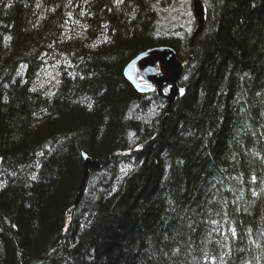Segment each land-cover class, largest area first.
Listing matches in <instances>:
<instances>
[{
  "label": "trees",
  "instance_id": "16d2710c",
  "mask_svg": "<svg viewBox=\"0 0 264 264\" xmlns=\"http://www.w3.org/2000/svg\"><path fill=\"white\" fill-rule=\"evenodd\" d=\"M161 2L0 0V264H264V0L178 39ZM165 46L194 50L168 118L124 71Z\"/></svg>",
  "mask_w": 264,
  "mask_h": 264
},
{
  "label": "water",
  "instance_id": "95a60500",
  "mask_svg": "<svg viewBox=\"0 0 264 264\" xmlns=\"http://www.w3.org/2000/svg\"><path fill=\"white\" fill-rule=\"evenodd\" d=\"M193 1V10H194V15L195 19L198 23V27L195 31L194 37L199 35L202 30L204 29L205 26V11H206V6L203 2V0H192ZM194 55V50L192 49V54L190 55V58L184 61H181L178 57L177 51L172 48V47H159L155 49H151L149 51H146L137 57L126 67L125 71V76L129 82H131L135 88L137 89L138 92L142 94H147L151 91L152 87L151 85L157 86V90L159 95L162 94L163 88L166 85H171L169 92L165 95L162 94L168 101L169 106L167 110V116L171 113V110L179 96V93H181V88H180V81L182 79L184 69L185 67L188 66L190 63L191 59L193 58ZM137 72H139L140 76L139 78L137 77ZM143 81V82H141ZM166 118H164L166 120ZM151 143V141H150ZM146 144H143L141 147H139V150L143 149ZM133 151H129L127 153H122V152H117L115 153L110 162L117 156L124 154V155H130L132 154ZM2 159L0 158V167L2 165ZM109 162V163H110ZM103 164L100 161H95L93 159L87 158L86 164H85V173L84 177L82 180L81 187L79 194L73 204V206L70 208L69 214H68V219L71 220L73 212L75 208L79 205L81 202L84 193H85V183L86 180L89 176L90 169L93 168L95 170H101L103 169L104 166L108 165ZM68 220V221H69ZM59 245V244H58ZM51 254H49L50 256ZM46 258V257H45ZM45 258H40L35 261H32L31 264H36L37 262H41L45 260Z\"/></svg>",
  "mask_w": 264,
  "mask_h": 264
},
{
  "label": "rangeland",
  "instance_id": "374dc122",
  "mask_svg": "<svg viewBox=\"0 0 264 264\" xmlns=\"http://www.w3.org/2000/svg\"><path fill=\"white\" fill-rule=\"evenodd\" d=\"M160 8L162 9L163 27L167 32L180 33L182 35L183 32L186 33V31L192 29V25L195 23V16L191 0H162ZM53 73L50 70H45L41 74L43 85H48L55 80L56 76Z\"/></svg>",
  "mask_w": 264,
  "mask_h": 264
},
{
  "label": "flooded vegetation",
  "instance_id": "af4514ba",
  "mask_svg": "<svg viewBox=\"0 0 264 264\" xmlns=\"http://www.w3.org/2000/svg\"><path fill=\"white\" fill-rule=\"evenodd\" d=\"M193 11H194V10H193ZM195 23H197V21H195ZM194 34H195V33H194ZM168 36H171V37L176 38V39H178V38H182V35H181L180 33L175 34L174 32H171L170 35H168ZM153 86H155V85H151L152 88H153ZM151 90H152V89H151Z\"/></svg>",
  "mask_w": 264,
  "mask_h": 264
},
{
  "label": "bare ground",
  "instance_id": "6f19581e",
  "mask_svg": "<svg viewBox=\"0 0 264 264\" xmlns=\"http://www.w3.org/2000/svg\"><path fill=\"white\" fill-rule=\"evenodd\" d=\"M196 18V17H195ZM69 214V213H68Z\"/></svg>",
  "mask_w": 264,
  "mask_h": 264
}]
</instances>
